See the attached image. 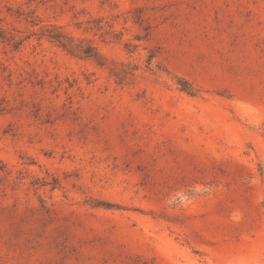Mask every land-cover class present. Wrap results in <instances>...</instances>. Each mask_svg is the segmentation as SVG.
Wrapping results in <instances>:
<instances>
[{
	"label": "rangeland",
	"instance_id": "obj_1",
	"mask_svg": "<svg viewBox=\"0 0 264 264\" xmlns=\"http://www.w3.org/2000/svg\"><path fill=\"white\" fill-rule=\"evenodd\" d=\"M0 264H264V0H0Z\"/></svg>",
	"mask_w": 264,
	"mask_h": 264
},
{
	"label": "trees",
	"instance_id": "obj_2",
	"mask_svg": "<svg viewBox=\"0 0 264 264\" xmlns=\"http://www.w3.org/2000/svg\"><path fill=\"white\" fill-rule=\"evenodd\" d=\"M41 36H44L53 45L61 48L70 55L91 59L101 67L106 65L105 57L100 54L93 44L89 41H84V39H75L73 36L65 33L59 26L52 25L50 27H44L41 31ZM118 73L116 71L113 72L115 75Z\"/></svg>",
	"mask_w": 264,
	"mask_h": 264
}]
</instances>
